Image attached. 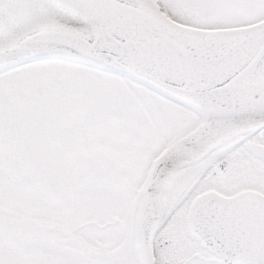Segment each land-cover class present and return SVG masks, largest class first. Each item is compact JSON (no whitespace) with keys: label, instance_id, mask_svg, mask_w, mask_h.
<instances>
[{"label":"snow or ice","instance_id":"obj_1","mask_svg":"<svg viewBox=\"0 0 264 264\" xmlns=\"http://www.w3.org/2000/svg\"><path fill=\"white\" fill-rule=\"evenodd\" d=\"M0 264H264V0H0Z\"/></svg>","mask_w":264,"mask_h":264}]
</instances>
